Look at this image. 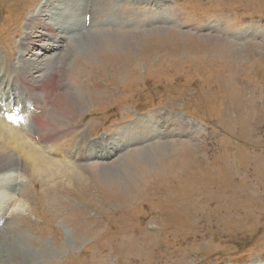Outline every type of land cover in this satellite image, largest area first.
Here are the masks:
<instances>
[{"label":"rangeland","instance_id":"rangeland-1","mask_svg":"<svg viewBox=\"0 0 264 264\" xmlns=\"http://www.w3.org/2000/svg\"><path fill=\"white\" fill-rule=\"evenodd\" d=\"M128 1L92 0L83 29L85 0H0L6 75L28 85L32 63L55 66L56 84L31 93L49 148H71L79 122L120 147L43 172L2 146L0 221L14 194L19 207L0 264H264V0ZM49 34L60 51L39 47ZM133 106L146 114L128 124ZM29 125L17 142L38 150Z\"/></svg>","mask_w":264,"mask_h":264},{"label":"bare ground","instance_id":"bare-ground-1","mask_svg":"<svg viewBox=\"0 0 264 264\" xmlns=\"http://www.w3.org/2000/svg\"><path fill=\"white\" fill-rule=\"evenodd\" d=\"M49 28H51V29H55L53 26L52 27H49ZM58 33V32H57ZM55 34V33H54ZM47 36H49V42H46V43H43V44H40V45H42V46H39V47H41V49L43 50V49H46V50H48L47 52H51V51H53V49H52V47H54V43H59V47H58V49L57 48H54L55 50L57 49L58 51H60L61 50V48H62V42L60 43V41H62L61 39H60V36L62 37V35H58V34H56V35H51V34H49V35H47ZM52 37H55L56 39H52ZM63 38V37H62ZM50 42H52V43H50ZM44 53V52H43ZM33 55H35V54H33ZM43 55V54H42ZM47 59V58H46ZM24 62H25V60H24ZM23 62V64H25ZM32 66H33V68H36V69H38V71H42V73L39 75V77H38V79H34L33 77H31L32 78V81H31V83L30 84H28V87H29V90L31 91V93L32 94H34L35 96H36V94L37 93H39L38 91H40L41 93H43V92H46V91H44L46 88H50L49 86V84H51V76L52 75H56V73H55V66H53V70L50 68V66L49 65H47V68L46 67H44L43 65L42 66H40V67H37L35 64H31ZM58 65V64H57ZM21 66H22V64H21ZM20 67V66H19ZM58 67V66H57ZM60 67H62V69H63V64H61L60 65ZM59 68V67H58ZM57 68V69H58ZM47 71V72H46ZM54 71V72H53ZM25 74V73H24ZM30 74V73H29ZM33 76V75H32ZM53 79H54V76H53ZM52 79V80H53ZM29 80V79H28ZM12 81V80H11ZM52 86H53V82H52ZM35 91V92H34ZM49 92V91H48ZM45 95V94H44ZM45 99L47 98V97H44ZM37 103V102H36ZM32 121H33V123H35V125L37 126V128H39L41 131H45L46 130V122H44V121H41L39 118H37L36 116H33L32 117ZM16 125H13V127H14V129L10 126H7V125H5V123L2 121V120H0V156L1 155H3V151L5 150V148H3L2 146H6L7 145V143L8 144H11V143H16V144H19V142H17V139H19L18 137H17V134H16V127H15ZM25 128V127H24ZM69 130V129H68ZM19 136H21V135H19ZM21 139V138H20ZM43 139H44V137H43ZM43 139H42V141H43ZM45 140V139H44ZM51 148V147H50ZM26 155H27V157L31 160V162H32V164H33V166L34 167H36L37 169H40V170H43V172H44V170H49L48 168H49V164H51V163H58L59 161L58 160H53V159H51L50 157H48V156H46V155H44V153H42L41 151H39V150H37V149H35L34 147L32 148V150L31 151H27V153H26ZM63 161V160H62ZM52 165V164H51ZM57 168V167H56ZM45 174V173H44ZM14 210H17V208L15 207V209ZM2 217V216H1ZM13 248H15L16 247V245H13L12 246ZM16 249V248H15ZM8 250V249H7ZM14 250V249H13ZM8 252H10L9 250H8ZM12 254H14V252L12 253ZM3 257V254H1L0 253V258H2Z\"/></svg>","mask_w":264,"mask_h":264}]
</instances>
